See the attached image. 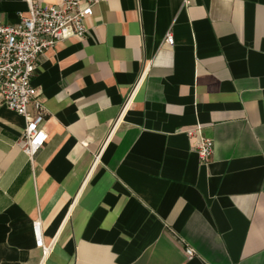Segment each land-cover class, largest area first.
Masks as SVG:
<instances>
[{
	"label": "crops",
	"instance_id": "1",
	"mask_svg": "<svg viewBox=\"0 0 264 264\" xmlns=\"http://www.w3.org/2000/svg\"><path fill=\"white\" fill-rule=\"evenodd\" d=\"M87 25L31 79L32 159L0 97V264H264V0H100Z\"/></svg>",
	"mask_w": 264,
	"mask_h": 264
},
{
	"label": "built area",
	"instance_id": "2",
	"mask_svg": "<svg viewBox=\"0 0 264 264\" xmlns=\"http://www.w3.org/2000/svg\"><path fill=\"white\" fill-rule=\"evenodd\" d=\"M100 0H61L58 4L44 5L27 0L28 13L15 24L0 23V97L10 110L24 117L25 127L18 145L32 159L47 141L42 128L46 110L39 100L36 86L31 82L45 51L59 41L83 37L89 31L87 18L93 5ZM193 0H182L188 7ZM164 44L172 46L174 39L169 31ZM185 133L194 139V149L202 161H207L213 150V140L202 137L198 128ZM36 246H42L39 225L34 227ZM188 256L193 249L186 248Z\"/></svg>",
	"mask_w": 264,
	"mask_h": 264
}]
</instances>
